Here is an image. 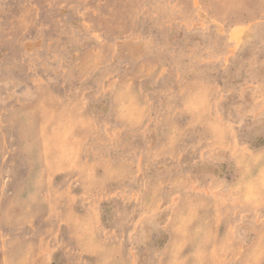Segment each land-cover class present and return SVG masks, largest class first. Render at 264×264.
Segmentation results:
<instances>
[{
	"label": "rangeland",
	"instance_id": "374dc122",
	"mask_svg": "<svg viewBox=\"0 0 264 264\" xmlns=\"http://www.w3.org/2000/svg\"><path fill=\"white\" fill-rule=\"evenodd\" d=\"M0 264H264V0H0Z\"/></svg>",
	"mask_w": 264,
	"mask_h": 264
}]
</instances>
